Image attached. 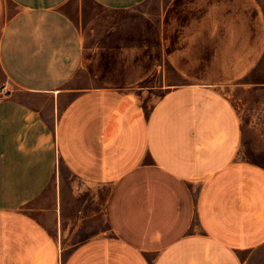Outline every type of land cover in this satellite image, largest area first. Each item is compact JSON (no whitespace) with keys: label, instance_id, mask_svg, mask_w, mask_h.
Wrapping results in <instances>:
<instances>
[{"label":"crops","instance_id":"crops-1","mask_svg":"<svg viewBox=\"0 0 264 264\" xmlns=\"http://www.w3.org/2000/svg\"><path fill=\"white\" fill-rule=\"evenodd\" d=\"M90 1L0 0V264H264V4Z\"/></svg>","mask_w":264,"mask_h":264},{"label":"rangeland","instance_id":"rangeland-1","mask_svg":"<svg viewBox=\"0 0 264 264\" xmlns=\"http://www.w3.org/2000/svg\"><path fill=\"white\" fill-rule=\"evenodd\" d=\"M264 4V0H260ZM77 3V8H83L84 10H87L90 14L95 13L97 11V7L92 4L90 0H73L72 4ZM79 5V6H78ZM86 18H83V23L81 25H86L85 21ZM82 22V20H81ZM90 32V31H88ZM97 33L96 31H91V35H89V38H86L87 41V46L90 44L94 43V39H96ZM86 37V36H85ZM88 37V35H87ZM94 38V39H93ZM156 76H153V79H155ZM166 79H167V84H172V83H177L179 81H182L181 77L178 76L170 67L167 66L166 68ZM245 82L249 81L251 84L250 87V93H249V111H248V116L249 120H251L252 125L258 126L257 129V134H251L249 137V143H256V142H264V90H259L261 85L259 84H264V60L261 62V64L253 70L249 76H247L244 79ZM147 82H143L141 85H145ZM154 99L156 97L154 96ZM249 158L252 161H255L257 163H261L264 165V151H255L251 150L249 151ZM79 192H82L81 195H78L79 199V205H82L84 201L88 200L91 198V195L88 194L87 189L85 188H79Z\"/></svg>","mask_w":264,"mask_h":264}]
</instances>
